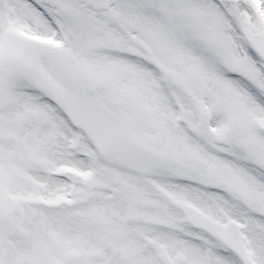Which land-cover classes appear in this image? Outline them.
Returning <instances> with one entry per match:
<instances>
[{
	"label": "snow or ice",
	"instance_id": "6c2138e0",
	"mask_svg": "<svg viewBox=\"0 0 264 264\" xmlns=\"http://www.w3.org/2000/svg\"><path fill=\"white\" fill-rule=\"evenodd\" d=\"M0 264H264V0H0Z\"/></svg>",
	"mask_w": 264,
	"mask_h": 264
}]
</instances>
